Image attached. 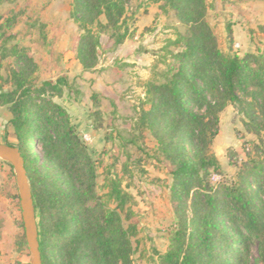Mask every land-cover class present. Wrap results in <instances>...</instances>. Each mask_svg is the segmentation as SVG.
Wrapping results in <instances>:
<instances>
[{
	"label": "trees",
	"instance_id": "obj_1",
	"mask_svg": "<svg viewBox=\"0 0 264 264\" xmlns=\"http://www.w3.org/2000/svg\"><path fill=\"white\" fill-rule=\"evenodd\" d=\"M127 1L71 0L72 18L87 32L77 49L84 68L97 64L99 42L90 26L112 32L116 45L125 41L121 30ZM150 1L163 2L186 27L168 42L166 68L159 81L148 82L138 122L155 139L172 176L169 192L176 225L161 264H247L251 245L258 249L256 264H264V45L251 35V52L224 53L207 19L208 0ZM15 17L0 15V106L12 115L13 132L5 144L17 148L25 162L42 263L133 264L138 228L132 198L111 180L108 200L102 202L96 162L66 112L48 103L62 118L56 121L46 104L33 98L44 91L33 82V59L17 45L7 46L14 39ZM229 36L232 40V30ZM9 57L15 65L4 78ZM52 89L61 93L56 86ZM239 93L251 96L245 126L258 141L249 144L236 179L215 186L210 177L220 171L212 145L219 135L220 114L228 105L241 103ZM37 149L57 172L47 175L41 169ZM20 248L28 250L25 237Z\"/></svg>",
	"mask_w": 264,
	"mask_h": 264
},
{
	"label": "rangeland",
	"instance_id": "obj_2",
	"mask_svg": "<svg viewBox=\"0 0 264 264\" xmlns=\"http://www.w3.org/2000/svg\"><path fill=\"white\" fill-rule=\"evenodd\" d=\"M208 4L207 19L224 53L243 56L251 52V35L259 46L264 45V0H208ZM71 10V0L3 1L0 15L16 16L11 32L14 39L7 46L17 45L33 59V82L40 91L44 89L33 98L46 104L47 113L56 121L62 118L48 103L63 109L88 148L96 162V190L102 202L108 200L111 180L118 181L132 198L130 208L138 228L133 264H161L176 225L169 192L172 176L155 139L138 122L148 82L159 81L166 68L168 42L186 27L163 2L128 0L121 30L126 33L125 41L116 45L112 32L96 24L90 26L99 42L97 64L84 68L77 49L87 32L72 18ZM100 22L105 19L101 17ZM4 65L6 78L7 70L15 65L14 58H7ZM239 95L241 103L228 105L220 114L219 135L212 145L220 171L211 174L215 186L236 179L249 144L258 141L245 126L244 112L251 96ZM11 120L8 109L0 106V144L13 132ZM37 154L47 175L57 172L41 149ZM23 237L15 173L6 163L0 164V250L5 253L1 264H30L29 249L20 248ZM257 260L258 249L251 245L247 264Z\"/></svg>",
	"mask_w": 264,
	"mask_h": 264
},
{
	"label": "water",
	"instance_id": "obj_3",
	"mask_svg": "<svg viewBox=\"0 0 264 264\" xmlns=\"http://www.w3.org/2000/svg\"><path fill=\"white\" fill-rule=\"evenodd\" d=\"M0 160L10 164L15 173L25 238L30 254V264H43L36 208L25 169V162L17 148L6 144H0Z\"/></svg>",
	"mask_w": 264,
	"mask_h": 264
},
{
	"label": "built area",
	"instance_id": "obj_4",
	"mask_svg": "<svg viewBox=\"0 0 264 264\" xmlns=\"http://www.w3.org/2000/svg\"><path fill=\"white\" fill-rule=\"evenodd\" d=\"M239 47V46H238ZM84 139L86 140V141H89V138L85 135L84 136Z\"/></svg>",
	"mask_w": 264,
	"mask_h": 264
},
{
	"label": "crops",
	"instance_id": "obj_5",
	"mask_svg": "<svg viewBox=\"0 0 264 264\" xmlns=\"http://www.w3.org/2000/svg\"><path fill=\"white\" fill-rule=\"evenodd\" d=\"M254 49V46H253V44L251 43V51Z\"/></svg>",
	"mask_w": 264,
	"mask_h": 264
}]
</instances>
